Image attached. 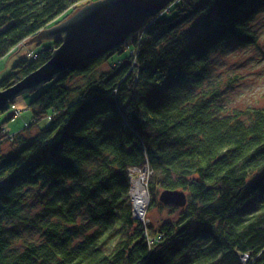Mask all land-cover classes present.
Wrapping results in <instances>:
<instances>
[{
	"label": "trees",
	"instance_id": "16d2710c",
	"mask_svg": "<svg viewBox=\"0 0 264 264\" xmlns=\"http://www.w3.org/2000/svg\"><path fill=\"white\" fill-rule=\"evenodd\" d=\"M92 1L0 0V60ZM262 11L264 0H175L134 43L34 91L22 130L0 124V264H264V108L227 112L211 79L217 53L256 41ZM61 43L35 42L0 90ZM146 164L144 224L130 169ZM164 190L186 204L163 203ZM23 227L39 239L19 242Z\"/></svg>",
	"mask_w": 264,
	"mask_h": 264
},
{
	"label": "water",
	"instance_id": "95a60500",
	"mask_svg": "<svg viewBox=\"0 0 264 264\" xmlns=\"http://www.w3.org/2000/svg\"><path fill=\"white\" fill-rule=\"evenodd\" d=\"M175 0H96L85 4L67 19L41 30L24 43L61 39L51 58L10 87L0 90V111L21 94L41 89L46 83L80 69L123 44L136 41L148 21ZM165 204L184 206L186 195L179 190H164Z\"/></svg>",
	"mask_w": 264,
	"mask_h": 264
},
{
	"label": "rangeland",
	"instance_id": "374dc122",
	"mask_svg": "<svg viewBox=\"0 0 264 264\" xmlns=\"http://www.w3.org/2000/svg\"><path fill=\"white\" fill-rule=\"evenodd\" d=\"M63 18L64 15L60 16L50 26ZM253 27L257 33L254 43L229 46L214 56L211 79L213 82H218L221 90L220 103L226 107L227 112L252 107L264 108V11L257 16ZM33 46L32 54L41 49L35 42ZM26 49L28 47L24 42L17 46L13 51L17 54L11 57L12 61L8 66H5L7 58L0 60V80L10 74L14 64ZM28 57L32 58L33 55ZM104 69H108V65H105ZM32 93L19 95L15 98L14 108L10 106L0 111V124L5 130L10 133L18 132L31 120L28 103L33 98ZM14 112L16 115L8 119ZM160 216L166 218L168 210H163ZM39 235V232L23 227L18 233L17 240L19 242L38 240Z\"/></svg>",
	"mask_w": 264,
	"mask_h": 264
},
{
	"label": "built area",
	"instance_id": "2783aa9c",
	"mask_svg": "<svg viewBox=\"0 0 264 264\" xmlns=\"http://www.w3.org/2000/svg\"><path fill=\"white\" fill-rule=\"evenodd\" d=\"M152 174V169L150 168V166L148 164H146L143 167H132L130 169V176H131V184L133 185V181L135 180H139L140 185L142 186L143 192L145 193V195L148 197L147 202L143 203L140 213H137V208H136V203L134 200V191L133 188L131 186V200L133 202V212H134V216L141 220L144 224H146L148 222L146 213L149 207V203H150V196H149V190H148V182H149V177ZM244 260L247 259L246 256L243 257Z\"/></svg>",
	"mask_w": 264,
	"mask_h": 264
},
{
	"label": "bare ground",
	"instance_id": "6f19581e",
	"mask_svg": "<svg viewBox=\"0 0 264 264\" xmlns=\"http://www.w3.org/2000/svg\"><path fill=\"white\" fill-rule=\"evenodd\" d=\"M134 191V200L136 203L137 213H140L141 207L143 203L147 202L148 197L143 192L142 186L139 183V180L133 181V185L131 184ZM131 191V189H130Z\"/></svg>",
	"mask_w": 264,
	"mask_h": 264
},
{
	"label": "crops",
	"instance_id": "0c3cea01",
	"mask_svg": "<svg viewBox=\"0 0 264 264\" xmlns=\"http://www.w3.org/2000/svg\"><path fill=\"white\" fill-rule=\"evenodd\" d=\"M25 51V53H23V54H29V53H31V51L32 50H30L29 48L28 49H26V50H24ZM15 54H17L16 52H12L11 54H9V55H7L5 58H7V60H6V63H5V66L7 65L8 66V64L12 61L11 59V57L12 56H14ZM9 56V57H8ZM4 59V58H3Z\"/></svg>",
	"mask_w": 264,
	"mask_h": 264
}]
</instances>
